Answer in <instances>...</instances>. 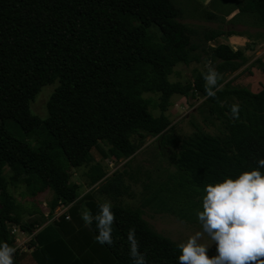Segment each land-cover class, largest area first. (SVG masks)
I'll return each mask as SVG.
<instances>
[{
	"label": "trees",
	"instance_id": "1",
	"mask_svg": "<svg viewBox=\"0 0 264 264\" xmlns=\"http://www.w3.org/2000/svg\"><path fill=\"white\" fill-rule=\"evenodd\" d=\"M229 1L237 10L233 17L247 15L264 28V0ZM180 16L171 0H0V105L9 109V123L0 124V241L15 248L13 264L20 263L11 227L33 233L41 226L36 218L22 221L25 210L9 190L19 180L32 197L51 190L48 218L59 204H71L68 219L62 213L28 241L38 264H132L127 242L132 227L147 264H179L177 242L154 230L142 208L117 202L131 188L124 171L106 176L95 161L91 149L99 143L107 147L101 158L128 159L146 138H154L174 169L164 182L146 185L142 204L193 223L205 184L235 176L264 157V88L254 92L228 80L215 97H207L202 71L184 84L169 79L176 64L199 62L200 51L218 73L235 72L247 62L242 50L227 43L207 45L236 32L205 31L203 47L191 41L194 31ZM55 81L47 116L40 118L30 104L42 86ZM144 93L159 96L158 114ZM173 94L203 98L224 134L197 130L178 144L169 136L165 113ZM233 103L240 106L235 120ZM15 128L34 143L17 136ZM4 167L12 173L8 178ZM81 167H88L85 184L92 192L78 200L79 184L69 179ZM96 194L112 200L111 246L97 243L95 225L85 227L81 219L85 207L98 211L104 200ZM43 234L54 236L42 244Z\"/></svg>",
	"mask_w": 264,
	"mask_h": 264
},
{
	"label": "rangeland",
	"instance_id": "2",
	"mask_svg": "<svg viewBox=\"0 0 264 264\" xmlns=\"http://www.w3.org/2000/svg\"><path fill=\"white\" fill-rule=\"evenodd\" d=\"M171 1L181 9L179 20L194 31L191 35V41L200 44V46H206L204 43L205 31L219 28L225 32H236L235 34H224L207 43L210 46L227 43L233 49L242 50L247 57V62L235 72L219 73V80L222 81L219 85L220 87L226 81L230 80L231 86H245L254 92L264 88V28L254 25L252 19L247 15L238 14L233 17L237 13V10L231 9L232 6L229 0ZM209 13L214 16L209 18ZM148 32H156V29L150 28ZM199 54L201 55L199 62H191L188 65L183 63L176 64L173 67L169 79L184 84L192 81L196 77L197 72L206 71L207 66H212L216 70V65L210 62L208 55L201 53V51ZM56 84L57 81L41 87L30 104V110L33 114L40 118L47 116L46 102ZM143 96L145 98H151L152 105H150V110L154 114H158L160 110L156 105L159 102V96L151 93H144ZM169 101L165 111L171 121L169 136L173 135L178 144L183 138L188 137L197 130L209 132L213 135L221 136L224 134L225 128L222 121L209 114L207 106L202 103L203 98L200 96L173 94ZM8 113L9 109L4 105H0L1 125L5 126L9 123ZM13 131L20 138H25L31 144L34 143L30 136H25L18 129L15 128ZM101 151L107 153V147L103 143H99L98 148H92L91 154L95 161L101 162L105 167L106 176L111 175L114 171H124V181L131 188V195L125 194L119 197L118 203L124 206L142 208L143 217L149 222L151 227L177 243L186 239L194 231L199 230L200 225L198 222H189L185 219L178 218L174 214L164 211L161 212L160 210L155 211L152 207L142 204L144 198L149 193V189L146 190V185L164 182L168 173L174 169V166L168 160V156L162 152V149L158 146L154 138H146L141 147L136 150L131 158L129 157L130 160L127 164L126 161L129 158L114 159L108 154L101 158ZM87 170L88 167L71 170L69 182L79 184L78 200H82L86 194L92 192L91 188L85 184V173ZM3 171L7 178L12 175L8 167H4ZM9 190L25 210L22 217L23 221L27 222L30 219L36 218L40 223H44L45 219L36 210L39 209L42 213L48 212L47 204L52 197L51 190L46 189L44 192L32 197L30 189L22 183V180H19L16 184H11ZM95 198L112 202L107 196H99L96 194ZM31 210L34 213L31 215V218H28V213ZM18 237L21 240L23 237L29 236L28 233L24 235L20 233ZM28 240L24 242L25 245H27ZM22 246H19L18 249L23 250L22 248L25 246ZM206 255L209 257L216 255L215 243L209 247Z\"/></svg>",
	"mask_w": 264,
	"mask_h": 264
},
{
	"label": "clouds",
	"instance_id": "3",
	"mask_svg": "<svg viewBox=\"0 0 264 264\" xmlns=\"http://www.w3.org/2000/svg\"><path fill=\"white\" fill-rule=\"evenodd\" d=\"M207 97H215L220 90L219 73L212 66L202 72ZM240 106H230L232 119H238ZM199 230L179 241V264H264V157L239 174L225 175L203 186L200 206L195 209ZM81 219L85 227L95 225L97 243H113L112 225L115 219L108 200L98 204L93 214L84 208ZM129 255L132 264H147L144 253L138 251L136 230L127 232ZM215 243L216 255H206ZM15 248L0 241V264H13Z\"/></svg>",
	"mask_w": 264,
	"mask_h": 264
},
{
	"label": "crops",
	"instance_id": "4",
	"mask_svg": "<svg viewBox=\"0 0 264 264\" xmlns=\"http://www.w3.org/2000/svg\"><path fill=\"white\" fill-rule=\"evenodd\" d=\"M91 188V187H90ZM44 192V191H43ZM41 193V192H40ZM71 206V204H59L55 209H54V211H53V214H52V216L50 217V218H48L47 217V214H48V212H43V215H44V217H46L45 218V221H44V223L42 222L40 225L41 226H38L37 227V229H35V231L33 232V233H28V236L29 237H23L21 240H20V238L18 237L19 235H20V233H22V235H24L26 232H20L18 229H17V227L16 226H12L11 228L13 229V233H14V236H15V239H16V242H17V244H16V248L18 249V247L19 246H21V245H23V246H25V247H23L22 249L23 250H19L18 249V257H17V260H18V262L20 263V264H38V262L35 260V258L33 257V254H32V250H33V247H28L27 245H25V241H27L28 239L30 240V239H34V234L35 233H39V232H43V230L46 228V226L47 225H49L50 223H51V221L53 220V219H57L58 218V216H57V211H58V209H61V208H63L65 211H64V213L68 216V217H70V215H69V213H68V209H69V207ZM39 210V209H38ZM32 211V212H31ZM31 211H29V213H28V218H31V215L34 213L33 212V210H31ZM37 211V210H36ZM67 212V213H66ZM68 219V218H67ZM32 219H30V220H28V221H31ZM23 221V220H22ZM27 221V222H28ZM49 221V222H48ZM23 222H26V221H23ZM46 222H48L47 224H46ZM46 224V225H45ZM44 225V226H43ZM43 228V229H42ZM42 229V230H41ZM41 230V231H40ZM54 235H52V236H49L48 234H43L42 236H41V240H42V244L44 243V242H49L50 241V239L53 237ZM28 240V241H29ZM21 241V242H20ZM20 244V245H19ZM42 244H40V246L42 245ZM66 264H71L69 261L66 263Z\"/></svg>",
	"mask_w": 264,
	"mask_h": 264
},
{
	"label": "built area",
	"instance_id": "5",
	"mask_svg": "<svg viewBox=\"0 0 264 264\" xmlns=\"http://www.w3.org/2000/svg\"><path fill=\"white\" fill-rule=\"evenodd\" d=\"M64 209L63 208H61V209H58V211H57V216H59V215H61L62 213H64ZM66 218H69L67 215L65 216ZM11 233L13 234V229L11 228Z\"/></svg>",
	"mask_w": 264,
	"mask_h": 264
}]
</instances>
